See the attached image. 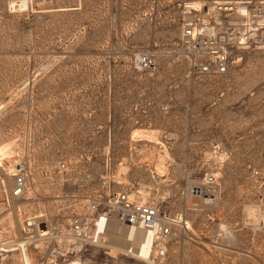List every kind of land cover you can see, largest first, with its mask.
Returning a JSON list of instances; mask_svg holds the SVG:
<instances>
[{"label": "rangeland", "instance_id": "1", "mask_svg": "<svg viewBox=\"0 0 264 264\" xmlns=\"http://www.w3.org/2000/svg\"><path fill=\"white\" fill-rule=\"evenodd\" d=\"M176 1L0 0L1 161L72 158L67 182L36 183L53 206L83 200L107 160L130 194L148 188L145 201L181 215L166 264H264V31L243 39L227 74H197L176 51ZM142 53L156 59L149 72L134 68ZM135 106L145 125L129 117ZM136 127L159 131L172 157L159 164L163 176L133 149ZM209 174L218 200L195 206L193 187ZM10 183L0 174V228L9 213L18 221L32 208L30 200L13 205ZM124 235L109 232L113 249L91 248L67 264H147L124 253ZM16 251L3 264H22ZM30 254L33 264H52Z\"/></svg>", "mask_w": 264, "mask_h": 264}, {"label": "built area", "instance_id": "2", "mask_svg": "<svg viewBox=\"0 0 264 264\" xmlns=\"http://www.w3.org/2000/svg\"><path fill=\"white\" fill-rule=\"evenodd\" d=\"M180 36L176 51L201 75L227 74L235 58V52L251 38L252 27L264 31V0H177ZM173 4V5H174ZM156 59L148 53L136 56L134 68L145 73L155 67ZM138 107L130 111L136 125H145ZM141 125V126H142ZM32 147V143L27 148ZM76 163L70 157L48 160L45 165L33 164L29 156L21 157L12 171L1 172L11 182L8 199L13 202L30 200L19 235L17 250L35 253V256L52 264H67L73 258L85 254L91 248H104L112 224L124 226L127 245L125 254L147 264H166L168 240L181 227V215H174L151 201L138 202L130 198L129 190L121 187L115 172L106 160L104 173L96 188L83 200L72 198L67 202L55 200L35 190L36 183L44 185L65 183L75 171ZM197 205H214L219 197L218 180L214 174L193 187ZM29 196V198H28ZM7 198V197H6ZM5 197L0 198L4 204ZM84 201V202H83ZM137 234H141L138 238ZM148 254L144 255V249ZM113 249V248H112ZM31 255V254H30Z\"/></svg>", "mask_w": 264, "mask_h": 264}, {"label": "bare ground", "instance_id": "3", "mask_svg": "<svg viewBox=\"0 0 264 264\" xmlns=\"http://www.w3.org/2000/svg\"><path fill=\"white\" fill-rule=\"evenodd\" d=\"M251 32H258L257 28L252 27ZM252 34L255 35V33H252ZM243 39L245 40V38H243ZM131 132H132L131 136H132V141H133V149H136V151L139 155L140 161L146 162V164L150 165V170H151L150 172L153 175H158L159 177L163 176V175H160L162 173V170L159 168L160 167L159 164H161V161H163L168 165V161H172V157H171L170 153L168 152L167 147L164 145L163 141L160 139L159 131L157 129L151 128V127H149V128L148 127L147 128L136 127ZM134 143H136V144L147 143L148 147L145 148L142 146L141 148H138L137 146H134ZM149 144H151V145L149 146ZM1 160L2 159L0 158V171H6V173H10L12 171V166L7 168L6 165H4L5 163L2 162ZM155 160H158V161L155 162ZM157 179H158V177H157ZM7 181L10 182L9 179ZM2 182L5 183L6 180L3 179ZM138 194L140 195V200L138 198ZM148 195H149L148 188H142V189H139L137 192L130 194V198L135 200V201H138V202H144L148 198ZM13 217L14 216H12V213L11 214L9 213L8 217L6 218V219H8L7 225L2 224V226L0 228V264H3V259L6 256H8L9 253H14L17 250L16 244H15V242H16L15 237H18L19 233H17V231H15L14 228L15 227L20 228V224H22V223H20L19 221H21L22 216L20 217V214H19L20 218L19 217L18 218L20 220L18 219V221L15 220L16 217H14V218ZM222 229L225 233V225L222 226ZM112 231H117L119 234H122V236L125 234L124 237L126 236L125 237L126 239L129 236L128 232L125 233V231H124V234H123V228L120 225L112 224L110 226L109 232H112ZM137 237L140 238L141 234H137ZM147 254H148V249L146 248V249H144V255L146 256ZM32 257L27 251L20 253V258H21L22 264H33V258ZM71 264H79L78 259L73 260L71 262Z\"/></svg>", "mask_w": 264, "mask_h": 264}]
</instances>
